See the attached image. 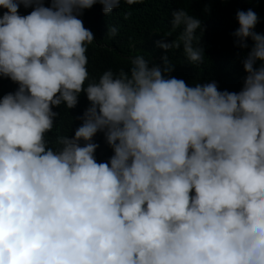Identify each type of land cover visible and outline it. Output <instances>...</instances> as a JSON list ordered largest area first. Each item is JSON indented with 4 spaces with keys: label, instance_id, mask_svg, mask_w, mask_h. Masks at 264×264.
Here are the masks:
<instances>
[{
    "label": "clouds",
    "instance_id": "clouds-1",
    "mask_svg": "<svg viewBox=\"0 0 264 264\" xmlns=\"http://www.w3.org/2000/svg\"><path fill=\"white\" fill-rule=\"evenodd\" d=\"M143 2L0 0V80L17 85L0 96V264H264L259 18L236 13L239 92L189 86L171 75L169 55L129 57L127 68L90 78L95 39L79 17L96 4L109 15ZM171 16L164 37L179 33L156 46H182L198 67L201 20L184 8ZM81 94L89 106L74 135L50 142L53 108L74 109ZM98 133L112 150L106 162L96 159Z\"/></svg>",
    "mask_w": 264,
    "mask_h": 264
},
{
    "label": "trees",
    "instance_id": "trees-1",
    "mask_svg": "<svg viewBox=\"0 0 264 264\" xmlns=\"http://www.w3.org/2000/svg\"><path fill=\"white\" fill-rule=\"evenodd\" d=\"M45 6H49L47 3ZM184 8L190 14L199 18L204 27L200 41L204 49V63L195 67L185 60L182 46L166 52L156 46V41L166 43L176 39L179 30L165 38L164 34L171 31L170 21L173 10ZM252 9L259 22L255 31L264 33V0H144L143 3L128 6L121 4L119 9L106 15L100 4L85 10L82 19L84 26L94 34V43L88 47L87 70L90 78H99L107 69L114 72L128 67V58L143 55L151 63H161V57L169 55L175 64L171 73L178 79H183L189 86L195 82L215 81L219 90L239 92L247 75L243 68V57L246 50L236 46L232 33L239 27L236 19L238 10ZM21 15H26L31 8L19 9ZM116 27L117 35L112 37L108 29ZM251 46V40L248 41ZM17 85L5 78L0 80V96L14 92ZM89 106L86 96L81 94L76 108L67 110L64 106L53 108L60 112L55 120L53 130L46 139L54 143L59 135H74L81 121L77 117ZM99 147L96 150L97 162H106L112 155V150L105 142L103 133L94 137Z\"/></svg>",
    "mask_w": 264,
    "mask_h": 264
}]
</instances>
